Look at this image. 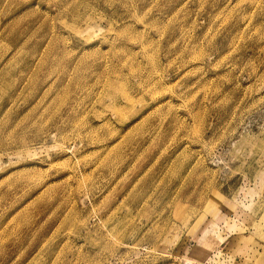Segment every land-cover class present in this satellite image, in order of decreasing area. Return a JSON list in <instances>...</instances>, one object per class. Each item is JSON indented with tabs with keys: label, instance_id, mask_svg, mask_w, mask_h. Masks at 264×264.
<instances>
[{
	"label": "rangeland",
	"instance_id": "rangeland-1",
	"mask_svg": "<svg viewBox=\"0 0 264 264\" xmlns=\"http://www.w3.org/2000/svg\"><path fill=\"white\" fill-rule=\"evenodd\" d=\"M0 264H264V0H0Z\"/></svg>",
	"mask_w": 264,
	"mask_h": 264
},
{
	"label": "bare ground",
	"instance_id": "bare-ground-1",
	"mask_svg": "<svg viewBox=\"0 0 264 264\" xmlns=\"http://www.w3.org/2000/svg\"><path fill=\"white\" fill-rule=\"evenodd\" d=\"M89 18V17H88ZM87 19V18H86ZM91 27V26H90ZM79 31V30H78ZM82 31V30H81ZM91 31V30H90ZM78 34V33H77ZM95 34V33H94ZM93 34V35H94ZM81 35V34H80ZM91 38V37H90ZM60 47V46H59ZM146 47V46H145ZM155 64V63H154ZM121 65V64H120ZM153 65V64H152ZM154 66V65H153ZM152 75V74H151ZM161 93V92H160ZM162 103V102H161ZM84 179V178H83ZM88 180V179H87ZM84 182V181H83ZM81 184V183H80ZM103 221V220H102ZM101 223V222H100Z\"/></svg>",
	"mask_w": 264,
	"mask_h": 264
}]
</instances>
